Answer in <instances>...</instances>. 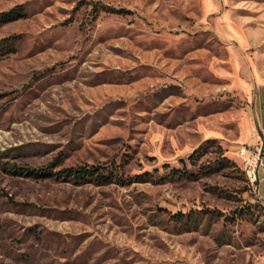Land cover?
<instances>
[{
	"label": "rangeland",
	"instance_id": "374dc122",
	"mask_svg": "<svg viewBox=\"0 0 264 264\" xmlns=\"http://www.w3.org/2000/svg\"><path fill=\"white\" fill-rule=\"evenodd\" d=\"M204 1L0 0V264H264V0Z\"/></svg>",
	"mask_w": 264,
	"mask_h": 264
},
{
	"label": "trees",
	"instance_id": "16d2710c",
	"mask_svg": "<svg viewBox=\"0 0 264 264\" xmlns=\"http://www.w3.org/2000/svg\"><path fill=\"white\" fill-rule=\"evenodd\" d=\"M98 5L93 4L92 10L98 11ZM107 11L111 12H117L120 13L123 10L122 9H112V8H105ZM22 15V11L20 8H13L8 11H2L0 12V24L14 20ZM16 36L6 37L0 40V48L1 49H11L14 45ZM193 155H189V159H191ZM23 169V168H21ZM22 171V170H21ZM174 171L179 172V169H174ZM27 173H29L27 171ZM58 175L64 176V177H70L72 181L75 183H84L88 181H94L99 184H106V183H112L114 181H117V176L114 172V170H109L105 166H87V165H81V166H75V167H66L58 171ZM150 177V172H142L139 174H136L134 176V179L137 181H146L147 178ZM122 179V178H120ZM122 181V180H121ZM261 204V202H260ZM263 207L264 205L261 204ZM178 219L188 218L191 221H198L199 218L197 216H194L191 212L189 213H182L178 212L176 213ZM196 226V225H195Z\"/></svg>",
	"mask_w": 264,
	"mask_h": 264
},
{
	"label": "crops",
	"instance_id": "0c3cea01",
	"mask_svg": "<svg viewBox=\"0 0 264 264\" xmlns=\"http://www.w3.org/2000/svg\"><path fill=\"white\" fill-rule=\"evenodd\" d=\"M204 10L208 12L214 6V3L211 0H205L203 3ZM240 65V62L236 63L233 60V88L238 89L239 93L244 96L250 95L251 100L254 99L256 102V122H255V130L258 132L260 131L264 137V84H259V87L255 92H253L254 84L252 76L250 80L247 81L246 79L240 78L237 68ZM254 97V98H253ZM255 193L258 197L261 204L264 205V168L257 169V179L255 184Z\"/></svg>",
	"mask_w": 264,
	"mask_h": 264
},
{
	"label": "built area",
	"instance_id": "2783aa9c",
	"mask_svg": "<svg viewBox=\"0 0 264 264\" xmlns=\"http://www.w3.org/2000/svg\"><path fill=\"white\" fill-rule=\"evenodd\" d=\"M246 160H247L248 167L251 168L252 172H253V176H254V186H253V188L255 189V184H256V179H257L256 164L253 163V161L250 160V159H246Z\"/></svg>",
	"mask_w": 264,
	"mask_h": 264
},
{
	"label": "bare ground",
	"instance_id": "6f19581e",
	"mask_svg": "<svg viewBox=\"0 0 264 264\" xmlns=\"http://www.w3.org/2000/svg\"><path fill=\"white\" fill-rule=\"evenodd\" d=\"M253 173V172H252Z\"/></svg>",
	"mask_w": 264,
	"mask_h": 264
}]
</instances>
